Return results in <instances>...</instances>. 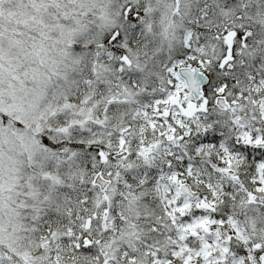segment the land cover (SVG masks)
<instances>
[{
    "label": "snow or ice",
    "instance_id": "6c2138e0",
    "mask_svg": "<svg viewBox=\"0 0 264 264\" xmlns=\"http://www.w3.org/2000/svg\"><path fill=\"white\" fill-rule=\"evenodd\" d=\"M0 264H264V0H0Z\"/></svg>",
    "mask_w": 264,
    "mask_h": 264
}]
</instances>
